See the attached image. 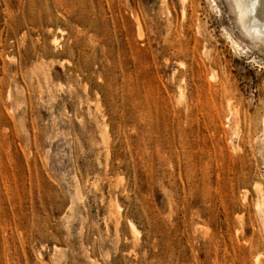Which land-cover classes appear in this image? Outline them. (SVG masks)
Segmentation results:
<instances>
[{
  "label": "rangeland",
  "instance_id": "1",
  "mask_svg": "<svg viewBox=\"0 0 264 264\" xmlns=\"http://www.w3.org/2000/svg\"><path fill=\"white\" fill-rule=\"evenodd\" d=\"M185 1L0 0V264H264V45Z\"/></svg>",
  "mask_w": 264,
  "mask_h": 264
},
{
  "label": "bare ground",
  "instance_id": "2",
  "mask_svg": "<svg viewBox=\"0 0 264 264\" xmlns=\"http://www.w3.org/2000/svg\"><path fill=\"white\" fill-rule=\"evenodd\" d=\"M186 1H188V0H186ZM229 1L231 3L234 14L236 15L238 25L241 27V35H243L244 38H246L247 40H250L251 42H253L255 44L262 43L264 45V0H229ZM185 4H187V2ZM193 4H194L193 0H190L188 8L186 10L184 9L182 12L183 17H186L188 15V13L190 14L191 18H193L195 16V9H194ZM196 23H197V21H196ZM197 26H198V23H197ZM199 28H201L200 25H199ZM54 41H55V43H57V39H55ZM231 42L233 43V45H236L237 48L240 47L237 42H235L233 40H231ZM207 53L208 52H206L205 54H207ZM207 57H209L208 54H207ZM212 78L214 79V76H212ZM212 78H210V79H212ZM263 108H264V106H263ZM246 113L247 112L243 110L242 106L236 110V115H242V117L244 118V121L246 123L245 127H246V131L248 134L251 131L255 130L256 125H258V124H261L262 129L264 128V116L260 112L257 113V116L255 118L250 119L249 121L247 119ZM235 118H237V116ZM235 118H234V121H235ZM227 120L229 122V119H227ZM230 120H232V119H230ZM234 130L236 131V129H234ZM233 135H235V134H233ZM260 139L258 137H256L255 143L258 146L257 147L258 150L263 152L264 151V143ZM252 195L253 196L251 198V204L253 206L254 215L256 218L259 217L261 219L263 229H264V185L260 179L255 178L253 180ZM243 199H244V201H247V199H248V194H247L246 190H245V193L243 195ZM131 226H132V228H134L133 223L131 224ZM248 252H249L248 257H249V260L251 262V260H252L251 250L249 249ZM248 257H247V262H249ZM262 257H263V255H262ZM256 260H257V263H258V261H261V254L260 255L258 254L256 256ZM261 262H263V261H261Z\"/></svg>",
  "mask_w": 264,
  "mask_h": 264
}]
</instances>
